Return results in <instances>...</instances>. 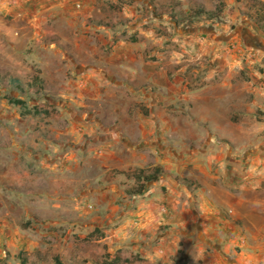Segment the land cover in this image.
<instances>
[{"label":"rangeland","instance_id":"rangeland-1","mask_svg":"<svg viewBox=\"0 0 264 264\" xmlns=\"http://www.w3.org/2000/svg\"><path fill=\"white\" fill-rule=\"evenodd\" d=\"M49 1L0 0V147L13 149L18 143L25 162L23 174L17 173L15 167L5 169L9 172L8 179L0 180L3 185L0 197L4 201L0 214L6 207L17 214L28 213V217L22 214L20 219L1 216L0 264H20L23 252L26 264H56L55 258L61 264H113L105 240L108 228L94 227L91 218L116 216L127 207L131 197L141 194L133 193L142 182L134 176L141 167L133 164L121 167L110 158L107 165L111 169L101 174L105 166L98 165L101 159L95 151L91 152L87 165L84 161L87 153L80 151L85 147L83 137L77 140L75 135L64 136L60 133L64 123L59 119L70 121L73 132L80 121H96L113 134L120 133L128 144L136 145L141 155L149 152L141 161L147 162L143 167L147 172L157 164L158 177L169 174L165 180L169 178L171 183L191 182L194 188L200 186L197 179L175 173L171 166L182 154L204 144L199 139L204 126L191 123L192 107L207 95L223 100L219 96L227 94V72H239L232 80L234 83L252 78L257 84L264 81V31L258 25L259 20L264 26V8L257 4L264 0H153L157 6L152 9L145 6L144 0L133 3V0H96L101 15L88 19L91 28L87 23L81 26L76 19L71 28L52 23ZM170 6L180 17L204 8L215 11L217 18L189 19L182 25L176 24L164 13ZM201 21L213 25L221 35L216 34L207 42L210 39L207 33L211 31L209 25L204 29L197 25ZM186 36L200 37L206 46L204 51H195L197 45L193 47ZM116 41L118 51L135 54V72H171L172 75L163 78L165 81H172L175 72H179L183 79L166 87L141 80L125 92L108 86L104 77L89 72H115L109 62L113 57L108 61L100 59L109 58L116 51ZM251 72L261 77H253ZM35 77L41 81H34ZM234 93L235 98L224 107L231 119L229 133L211 143L223 141L228 155L241 156L245 150L256 148L258 135L264 136V98L262 105L252 110L248 121L242 122L244 107L235 106L238 103L234 102L246 104L254 96L245 88L239 96ZM9 96L24 100L27 110L9 103ZM34 107L49 112L33 114ZM160 120L165 123L160 124ZM181 128L189 140L181 134ZM206 128L212 130L210 124ZM243 128L253 133L251 141L242 139ZM130 130L136 134L135 141L127 135ZM143 141L145 145L151 142L149 150ZM260 143L264 144V138ZM65 154L69 156L70 170L63 165ZM161 154L167 155L162 167ZM123 158L122 147L117 148L115 160ZM49 163L54 168L41 167ZM111 184L116 185L115 191ZM164 189L166 193L168 190ZM65 218L67 223L62 221ZM37 242L41 246L33 248ZM232 248L234 260L240 247Z\"/></svg>","mask_w":264,"mask_h":264},{"label":"crops","instance_id":"crops-1","mask_svg":"<svg viewBox=\"0 0 264 264\" xmlns=\"http://www.w3.org/2000/svg\"><path fill=\"white\" fill-rule=\"evenodd\" d=\"M55 2V0H51L47 6L53 13L50 17L51 22L58 25L66 24L68 28L74 26L75 19L81 22V26L87 23L86 26L91 28L90 23L87 22L88 19L101 15V8L97 7L96 0H59V2ZM144 3L151 9L157 6L153 0H144ZM173 8L170 6L168 11L180 17ZM57 10L63 14L59 15ZM202 18L204 17L195 19L212 20ZM42 19L39 17V20L42 21ZM93 23H96V20H93ZM197 25L204 29L203 27L209 24L201 21ZM54 27L56 29L57 25ZM207 27L211 31V33H207L210 38L207 42L213 40V36L216 34L221 35L216 28H213V25ZM188 40L192 42L193 47L197 45L195 51L200 50L201 53L204 51L206 46L200 37L190 36ZM109 42L111 44L112 40ZM118 44V41L114 43L116 51L110 53L109 58L100 59L108 61L113 57V61L109 62L113 64L115 72L107 74L89 72V74L92 73L98 78L104 77L103 82L108 86H115L124 92L129 89L130 85L135 86L141 80L166 87L170 83L178 84V81L183 79L179 72H175L172 81L163 79L169 73L172 75L171 72H135L137 66L133 63L136 60L135 54L124 50L118 51ZM90 54L94 55L93 52ZM251 73H253V75L251 74L253 77H261L256 72ZM238 75L239 72H227V94L219 96L223 100L211 99L207 95L194 103L191 123L196 127L204 126L203 132L199 131V139L204 144L195 151L191 149L190 154H182L177 163L171 166L173 172L187 174L188 177L197 179L201 183L200 186L190 188V191L186 184L174 181L171 183L169 178V180H165L169 174L162 173L158 177L159 179L148 181L143 192L131 197L126 202L127 207L116 216L91 218V221H95L94 227L108 228L105 240L109 243L108 252L111 256V263L127 264L122 260L128 259V264H264V187L261 189V186H264V144L260 143L264 136L257 134L259 137L257 136L255 140V142L258 141L256 148L245 150L241 156L228 155L227 147L223 141L217 144L211 143L215 142L216 137H227V133H229L231 119L226 114L224 107L227 106L228 101L235 98L234 92H238L239 96L245 88L246 92L254 96L246 104L240 100L234 102L238 103L235 106L244 107L245 115L241 116L242 122H247V118L252 115L250 114L252 110L262 105L260 103L264 98V87L262 86L264 81L257 84L252 78L237 81L238 83L232 82ZM235 88H239V91H234ZM238 96L237 98H239ZM247 114L248 116H246ZM59 120L64 123V127L60 130L64 136L75 135L77 140L83 137L82 144L85 147H81L80 151L84 150L87 153L84 159L87 165L92 157L91 152L95 151V155L101 159L97 161L98 165L105 166L102 167L104 170L101 174H105L111 169L107 165V160L110 158L111 162L114 161L121 167L122 164L123 167L133 164L143 168L147 164L146 161L142 163L141 161L149 156V152L146 154L144 151L145 154L141 155V152L137 151L136 145L128 144L120 133L113 134V131H110L108 127H100L96 121L88 122L87 120L80 121L78 129L73 132L70 121L66 123L65 119ZM124 121L126 123L127 120L124 119ZM164 123V120H160V124ZM191 123L189 124L191 125ZM207 124L212 126V130L206 128ZM148 129L147 135H150L151 129ZM180 131L184 138L190 139L182 128ZM241 133L244 141H251L253 133L249 129L243 128ZM127 135L129 139L135 141L134 131L130 130ZM143 142L144 147L147 146L149 150L151 142H148L147 145H145V141ZM14 146L13 149H8L5 145L0 147V180L5 181L7 178L9 171L5 169L8 166L15 167L17 173L25 172V162L21 159L24 151L18 143L15 142ZM121 147L125 158L116 161L115 150ZM69 152L71 153V150ZM64 156L67 157L64 159L63 165H67V169L70 170L69 156L66 154ZM8 157H10V162L7 161ZM166 157V154L160 155L159 165L161 167L166 161ZM50 165V163L44 164L41 167L52 169L53 166ZM154 165L158 167L157 164ZM148 183L150 184L147 185ZM111 186L115 191L116 185L111 184ZM164 188L168 190L166 193ZM2 190L3 185H0V191L2 192ZM233 190L236 192L233 193ZM2 203L4 201L0 197V205ZM35 211L39 212V209ZM22 214L24 217H28L27 211L17 214L6 207L5 212L0 214V218L4 215L5 218L13 219L15 216L16 219H20ZM62 221L67 223L68 218L62 219ZM115 224L116 226L111 228ZM19 244H22L20 239ZM19 244L15 246H19ZM38 245L41 246L39 242L35 243L33 248L39 247ZM234 245L240 248L238 253H234L236 256L233 260L231 251ZM6 250L8 251V248ZM117 258L121 260L118 261Z\"/></svg>","mask_w":264,"mask_h":264},{"label":"trees","instance_id":"trees-1","mask_svg":"<svg viewBox=\"0 0 264 264\" xmlns=\"http://www.w3.org/2000/svg\"><path fill=\"white\" fill-rule=\"evenodd\" d=\"M238 1V0H237ZM257 4H261V7L264 8V3L263 2H257ZM264 11V9H263ZM166 14H168L172 20L176 23V24H179V23H182L186 20H189V19H195V18H201V17H204L202 19H215L217 18V15L215 13V11H210V10H205L204 8H198L197 10L187 14L186 16L184 17H177L173 12L171 11H166ZM259 22V27L263 29L264 31V26H261V22L258 20ZM264 33V32H263ZM34 81H41L40 78L38 77H35L33 79ZM29 87H32V84H29ZM8 102L9 103H12L14 105H17L25 110H27V106H26V102L20 98H15L13 96H9L8 97ZM29 112L31 110H28ZM45 113V114H48L49 111H47L46 109H43V110H40L39 108H36L34 107L31 111V113L33 114H39V113ZM134 176L136 178H138V180H142L141 184H139L138 188H136L133 193H142L143 191V185L145 182H148V181H155L157 180L158 178V167H154L152 170H150L149 172H147V169L146 168H138L135 173H134ZM189 189L190 188H194L192 185H191V182L187 183L186 184ZM97 231V229L95 228L94 229V232ZM24 252L21 254V257L18 256V258L20 257L21 260H20V264H26V257L22 258L24 255ZM117 260H121L120 258H117ZM55 261H56V264H61V262L55 258ZM124 263H129L127 259H123L122 260Z\"/></svg>","mask_w":264,"mask_h":264}]
</instances>
